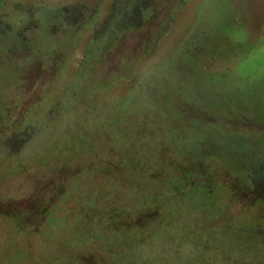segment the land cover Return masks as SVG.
<instances>
[{
  "label": "rangeland",
  "instance_id": "rangeland-1",
  "mask_svg": "<svg viewBox=\"0 0 264 264\" xmlns=\"http://www.w3.org/2000/svg\"><path fill=\"white\" fill-rule=\"evenodd\" d=\"M2 2L0 21L10 10L17 15V2L29 7L81 5L82 21L85 15H98L70 50L61 45L68 31L48 37L47 17L38 14L42 31L31 37L35 53L20 52L14 55L18 62L1 69L0 146L6 147L0 148V264H15L9 256L15 251L24 256L21 264H264L260 239L241 244L231 230L223 231L231 220L251 223L264 213L259 202L264 193L241 199L222 195V211L211 214L198 204L197 211L187 210L170 221L156 219L151 205L145 208L141 200L157 191L145 178L168 171L163 170L166 162L180 169L193 166L184 154L186 143L177 137L180 128L190 129L200 118L196 110L186 108L182 114L189 90L178 88L177 71L186 65L188 51L208 49L201 53L200 66L228 74L235 88L260 76L253 73L254 65L245 64L264 49V0H145L150 20L134 22L135 30L120 36L103 56L89 53L88 47L112 23L117 0ZM11 23L18 27L19 19ZM4 26L0 24V37ZM224 48L225 53L216 55ZM67 59L61 68L59 62ZM223 89L206 88L203 96L219 99ZM74 91H82L84 99L74 100ZM49 100L58 109L69 105L76 121L79 116L78 129L70 127L73 116L60 109L50 123L40 122L17 141L6 124L49 110ZM241 127L264 131V119ZM132 163L141 175L132 174ZM156 198L162 201L160 194ZM28 211L40 212L39 217L30 221ZM47 212L49 218H43ZM160 212L164 214L163 204ZM119 223L126 226L115 228ZM253 235L260 238L255 231Z\"/></svg>",
  "mask_w": 264,
  "mask_h": 264
},
{
  "label": "trees",
  "instance_id": "trees-1",
  "mask_svg": "<svg viewBox=\"0 0 264 264\" xmlns=\"http://www.w3.org/2000/svg\"><path fill=\"white\" fill-rule=\"evenodd\" d=\"M8 2L9 0H3L2 4L7 5ZM13 10L17 15H14L13 11L10 10L6 15L7 19L0 21V24L5 25L2 37H0L2 39V42H0V76L4 75L1 69H4L7 65L11 66L14 61L18 62L15 56L20 52L31 50L35 53L33 50L36 48L34 46L35 41L31 37L35 32L42 31L41 23L37 18L38 14L47 17L48 25H45L44 28L48 29V37L58 34V30L66 29L68 31V36L61 39V45L70 50L73 46L77 47L79 37H82L85 31L92 28L98 15V13H94L90 17L85 15V21H82L80 12L82 13L85 10L81 5L78 8L71 5L59 8L51 6L29 7L26 2H17ZM97 10L99 11V9ZM150 12L145 0H117L115 10L111 16L112 23L108 22L106 24V28L101 33L103 36L98 37L94 44L88 47V52H97L99 56H103L120 36L135 30L137 21H141V23L148 22ZM13 18L19 19L18 27L11 23ZM31 25L34 27H31ZM203 47L194 46L190 49L187 54L186 65H182V70L177 71L178 88L189 90V93H186L183 99L185 112H182V114L184 116L187 114L185 110L187 108L193 111L196 110L198 113L196 115L200 117L195 120L196 124L191 125L190 129L180 128L177 135L186 143L184 154L192 160L193 166L180 169L182 167L176 165V163L166 162V168L163 170L169 168L168 171L162 174L157 172L145 178L151 182V185L157 187V191L150 198L141 200L145 208L151 205L156 213V215L154 214L155 218L159 220L166 219L170 221L178 215L182 216L187 210L197 211L198 204L208 209L211 214L220 212L225 206L221 201L222 195H229L232 199H241L248 194L257 197L259 193H264V131L248 130L245 132L242 131L241 127L244 123L251 126L264 119V49L256 51L252 56V60L245 64L249 67L254 65L255 70L253 73H261V75L255 78L251 76L242 82L240 87L235 88L236 81L229 79L228 74L219 71L210 73L200 66L203 61L201 53L203 51L209 52L208 49ZM224 51H226V48L219 49L215 53L219 55ZM210 55L209 58L214 59L213 53ZM6 59L7 62L13 61L7 63ZM59 63L63 68L68 65V59L66 62L61 61ZM15 66L16 63L12 67ZM19 69L21 68L19 67ZM10 74L13 75L12 71H10ZM112 81L107 88L111 87ZM214 86L224 87L221 92L222 97L219 99L204 97L203 92L205 89L209 88L211 90ZM0 87H2L1 84ZM229 95L231 100L228 103ZM166 96L170 99L171 92ZM72 98L76 101L84 99V93L74 91ZM195 98L198 100L197 102L193 101ZM216 101H218V104L214 105L213 102ZM47 104H50L49 110L44 111V109H41L34 114H30L28 118L25 117L20 123L11 122L12 124H6L11 126L8 129L14 130L13 135H17V141L24 138L23 133L34 131L36 126L40 125V122L50 123L52 118L60 112V109L62 113L66 112L68 115L73 116V118H70L72 129L77 130L81 125L79 116L76 121L72 112L73 109L69 105L66 106L63 103L61 108L58 109L60 105L57 102L53 103L49 100L46 101ZM164 106L169 107V103H165ZM39 115L43 116L39 117ZM235 120L241 121V123L234 127L230 123ZM13 126H16V129H13ZM191 138L199 141L194 144L190 140ZM5 147V144L3 147L0 146V148ZM69 149L70 151L74 150L73 143L69 145ZM210 161H217L220 166L211 167L209 165ZM136 166L137 164L132 163V174L140 172L136 169ZM155 182L158 184H155ZM158 194H160L162 201L156 198ZM163 194L166 197H162ZM240 195L243 196L240 197ZM259 200L264 208V199L260 197ZM161 204H163V215L160 212ZM49 213L47 212L43 218H49ZM39 214L40 212L28 211L26 216L32 221L37 219ZM252 219L253 222L251 223L231 220L224 224L223 231L231 230L234 233L235 241L241 244H248L258 239L264 244V213L253 216ZM139 222L141 223V221ZM21 226L25 227L26 225L21 221ZM120 226L126 225L125 223H119L115 225V228L118 229ZM146 227L140 226L141 229ZM254 231L260 234V238H255ZM15 252L9 254L11 262L21 264L24 256L19 251Z\"/></svg>",
  "mask_w": 264,
  "mask_h": 264
},
{
  "label": "clouds",
  "instance_id": "clouds-1",
  "mask_svg": "<svg viewBox=\"0 0 264 264\" xmlns=\"http://www.w3.org/2000/svg\"><path fill=\"white\" fill-rule=\"evenodd\" d=\"M262 243V242H261Z\"/></svg>",
  "mask_w": 264,
  "mask_h": 264
}]
</instances>
